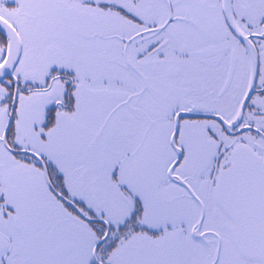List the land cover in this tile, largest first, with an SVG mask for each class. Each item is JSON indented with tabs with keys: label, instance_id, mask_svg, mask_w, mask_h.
Listing matches in <instances>:
<instances>
[{
	"label": "snow or ice",
	"instance_id": "snow-or-ice-1",
	"mask_svg": "<svg viewBox=\"0 0 264 264\" xmlns=\"http://www.w3.org/2000/svg\"><path fill=\"white\" fill-rule=\"evenodd\" d=\"M0 264H264V0H0Z\"/></svg>",
	"mask_w": 264,
	"mask_h": 264
}]
</instances>
